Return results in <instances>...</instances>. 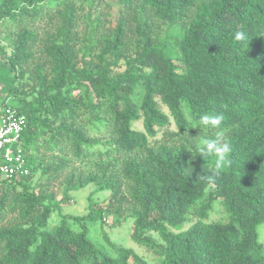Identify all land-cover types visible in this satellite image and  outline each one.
Listing matches in <instances>:
<instances>
[{
  "label": "trees",
  "instance_id": "16d2710c",
  "mask_svg": "<svg viewBox=\"0 0 264 264\" xmlns=\"http://www.w3.org/2000/svg\"><path fill=\"white\" fill-rule=\"evenodd\" d=\"M118 1L112 32L96 40L97 17L80 43L76 0H0V23L21 27L11 31L10 58L0 61L12 73L13 96L0 115L13 108L27 117L21 149L29 169L0 181V264H146L132 250L98 249L85 224L72 229V220L101 218L94 203L87 217L49 224L70 192L91 184L111 193L116 213L132 214V239L149 244L158 264H264V0ZM40 20L57 24L37 58L39 37L28 26ZM154 21L180 26L179 63L156 43ZM237 30L247 42L234 40ZM203 114L225 118L222 140L232 153L219 172L215 157L181 140L198 132L192 126ZM206 129L208 139L221 131ZM65 171L57 202L44 180ZM215 198L230 218L202 221ZM192 217L199 220L185 230Z\"/></svg>",
  "mask_w": 264,
  "mask_h": 264
},
{
  "label": "rangeland",
  "instance_id": "374dc122",
  "mask_svg": "<svg viewBox=\"0 0 264 264\" xmlns=\"http://www.w3.org/2000/svg\"><path fill=\"white\" fill-rule=\"evenodd\" d=\"M79 10L77 13L76 31L78 33L79 42L83 43L89 32L91 31L90 22L100 18V24H96L97 34L96 40L100 39L111 33L114 27L119 22V1L118 0H88L82 2L81 0H76ZM57 24L51 21L40 20L37 24L31 26L29 24L28 29H32L37 32L39 40L34 45V50L37 53V58L39 53L43 49V44L41 39H46L49 33H54L55 29L53 27ZM21 27H17L11 21H5L0 23V61L1 57L9 59L13 52V40L10 36L11 31H17ZM136 26L133 23L128 24L127 41L130 46L135 47V43L140 39L135 31ZM152 35L156 39V43H163L167 47V53L173 60L177 63L180 62V56L177 50L173 47V39L182 35L180 26L172 27L169 24H164L161 22L154 21L152 23ZM80 45V44H79ZM133 50V49H131ZM6 59V60H7ZM3 64L7 65L5 60ZM7 67V66H6ZM0 68V105L3 103L5 98L13 100V96L8 95V89L10 87L12 73L9 69ZM31 68V67H30ZM16 102V101H15ZM137 127L141 128V125L137 124ZM197 129V133L188 132L181 140L186 144H191L190 150L194 153V146L200 143L203 139H208L211 134L206 128H198L195 124L192 126ZM91 129V128H90ZM91 129V133H92ZM95 134V133H92ZM181 141H178L179 143ZM180 144V143H179ZM188 145V144H187ZM49 155V154H48ZM68 171H65L64 175L58 180L47 181L44 183L48 185V192L53 193L55 201L60 202L65 196L66 184L65 176ZM38 175L34 181L39 179ZM96 186L89 185L85 189L70 192L68 194V199L61 203L59 211H55L49 221L50 225L57 224L63 215H68L71 217L84 218L90 215L92 209L90 207L93 204V209H96L98 213H101V218L97 221H84L79 223L77 220L70 221V226L76 232H81L83 224L88 227V238L91 239L97 246L98 249L115 256L117 250L120 248L128 249L134 251L138 254L146 264H158L157 255L154 253V249L149 247V244H142L134 241L131 237L133 232L134 218L130 212L125 211L122 214L116 213L117 204L110 200V192L95 193ZM91 197V198H90ZM92 199V200H90ZM212 209L206 213V215L201 218L204 222L212 221H227L230 218L229 212L226 210L225 204L222 199L215 198L213 200ZM127 209V206L125 207ZM12 220V218L6 219L5 223ZM199 220L198 217H192L188 224L183 228L186 230L191 225ZM259 242L261 244L262 251L264 252V223H261L258 227ZM152 236L158 240L159 237L153 233Z\"/></svg>",
  "mask_w": 264,
  "mask_h": 264
},
{
  "label": "built area",
  "instance_id": "2783aa9c",
  "mask_svg": "<svg viewBox=\"0 0 264 264\" xmlns=\"http://www.w3.org/2000/svg\"><path fill=\"white\" fill-rule=\"evenodd\" d=\"M27 117L13 108L0 115V181L29 175L21 149Z\"/></svg>",
  "mask_w": 264,
  "mask_h": 264
},
{
  "label": "clouds",
  "instance_id": "9594fccd",
  "mask_svg": "<svg viewBox=\"0 0 264 264\" xmlns=\"http://www.w3.org/2000/svg\"><path fill=\"white\" fill-rule=\"evenodd\" d=\"M236 42H247V34L242 30H237L234 33ZM222 114H203L200 116L196 124L198 128L219 129L214 139H203L200 143L194 146V150L200 157L213 156L215 157L214 168L219 172L222 168L230 163L232 146L227 141L222 140V124L224 121Z\"/></svg>",
  "mask_w": 264,
  "mask_h": 264
}]
</instances>
